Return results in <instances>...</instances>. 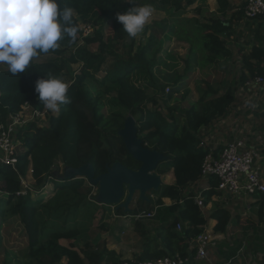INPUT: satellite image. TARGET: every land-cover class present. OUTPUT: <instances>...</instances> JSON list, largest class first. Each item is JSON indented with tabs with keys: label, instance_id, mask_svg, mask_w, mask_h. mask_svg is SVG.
Masks as SVG:
<instances>
[{
	"label": "trees",
	"instance_id": "obj_1",
	"mask_svg": "<svg viewBox=\"0 0 264 264\" xmlns=\"http://www.w3.org/2000/svg\"><path fill=\"white\" fill-rule=\"evenodd\" d=\"M196 1L156 0L152 5L159 11H173L172 17L179 25L174 34L178 35L180 27L184 28V33L178 35L177 39L189 43L190 55L195 50L200 53L203 68L212 64L218 66L220 60L223 62L233 57V48L224 38L236 33L235 22L245 20L253 39L250 52L244 54L241 61L243 70L240 82L243 84L256 74L264 76V29L261 28L264 17L246 20L244 7L247 1L232 13L234 7L230 0H216L219 18L202 24L183 18ZM58 2L61 8L70 7L73 10V22L79 29L77 40L72 42L65 37L59 41L57 49L35 57L25 73L13 76L8 69L0 70V124H7L25 104L33 108L44 106L34 91L38 77H46L50 73L63 80L65 77L71 79L65 80L70 85L68 96L71 102L61 105L57 113H49L47 126H39L37 121H32L19 132L21 151L17 170L0 166V190L4 192V196L0 195V248L6 246L23 254L24 258L15 264H102L105 256L112 254L107 248L99 252L89 243L61 244L63 239L78 238L79 229L64 227L45 234V228L52 217L58 218L60 211L67 209L68 204L77 201L72 207H79V202L86 200L94 187L87 185L86 179L79 176L60 180V167L72 170L90 163L96 176L106 173L115 163L139 170L141 163L130 155L119 135L126 119L133 116L142 144L167 157L159 164L157 174L164 175L173 170L175 176L174 183L162 184L155 191L158 195L155 204L152 201L146 209L140 206L131 212L134 215L143 210L150 212L157 205L161 208L152 221L159 212L163 214L155 239L148 238L146 232L142 233L147 247L136 260H153L175 254L185 258L190 251L196 254L194 240L208 225V218L194 201L197 193L193 189L201 180L202 165L210 153L208 148L201 146V129L227 117L235 101L236 89L231 86L222 89L221 85L208 81L195 102H189L184 107L174 106L170 102L180 91L176 86L182 83L185 76L174 74L166 77L165 82L157 78L162 41L151 37L146 44L137 45V37H130L116 19L117 12H127L133 7V2ZM105 22L111 26L109 36L102 27ZM189 22L193 23L195 29L193 37L188 36L185 29H191L192 23ZM81 23H93L96 30L79 46ZM94 45L97 46L96 50L91 49ZM42 56L49 58L39 61ZM109 60L112 62L105 68ZM77 64L81 66L78 73L73 68ZM103 70L105 75L98 78L97 75ZM167 87H171L169 92H166ZM187 94L188 91L182 96L184 101ZM214 155L217 156L215 151ZM22 181L28 183L26 188ZM209 181L210 186L202 191L204 204L220 193L217 179L212 177ZM50 182L54 184L57 194L55 198L44 201L42 192ZM37 192L39 197L34 195ZM164 198L171 199L172 204L165 206ZM253 199L252 209L259 221L263 222L264 193L254 195ZM144 202L139 200V203ZM213 209L210 217L216 221L215 232L224 233L229 226L240 221V216L232 214L223 204L214 203ZM117 211L126 215L124 209ZM179 224L182 231H178ZM144 225L143 219L135 223L137 229ZM153 244L156 248L151 250Z\"/></svg>",
	"mask_w": 264,
	"mask_h": 264
},
{
	"label": "rangeland",
	"instance_id": "obj_2",
	"mask_svg": "<svg viewBox=\"0 0 264 264\" xmlns=\"http://www.w3.org/2000/svg\"><path fill=\"white\" fill-rule=\"evenodd\" d=\"M156 0H137V3L140 5L143 4H153ZM248 0H232V3L234 4L235 8H240V6ZM208 2V0H207ZM155 9L152 20L149 24H147L143 30L142 33L138 34L137 36V45L139 44H146L151 37H154L157 41H162V48L161 52L159 54V61H158V68L156 70V76L161 81L165 82V78L171 75H178V76H185V79L182 81V83L178 84L176 86V89H180V91L175 94V98L170 102V104H173L174 106L184 107L188 106L189 102H195L201 93L202 88L205 86V82H211L216 85H221L222 89H225L227 87H236L240 88L241 86L238 85L240 83L241 74L235 66L234 58L236 56L233 55L232 58L228 60H224L223 62L220 60L221 66H215L214 64L208 65L207 67L203 68L201 67L200 61H201V55L200 53L195 50L194 53L190 55V45L189 43L177 39V36L184 33V28L180 27L181 29L177 34H174L175 31H178L177 25H171V22L169 21V16L173 11H168L167 13L165 11H159L155 5H152ZM206 8H203V12L201 13V17H204L202 21L200 22L205 23L208 22L210 19L219 18V13L216 10H212L211 4L206 3L204 4ZM165 19V21L163 20ZM245 21V20H244ZM243 20L240 22H235V26L240 24L244 25L245 22ZM192 22H189L190 24ZM84 23L80 24V27ZM104 32L106 36H109L112 33L111 26L109 22H105L102 25ZM190 28L186 27L188 36L193 37V32L195 29H193V23L190 24ZM147 28V29H146ZM146 29V30H145ZM247 27L241 28V32H247ZM235 34H233V37L224 38L227 40L228 45H230V42L233 41L235 44L238 45V47H241L239 45L240 43H237L238 41L236 38L238 37V27H235ZM232 46V45H231ZM97 46L94 45L91 47L92 50H96ZM195 48H197L196 42H195ZM191 56V57H190ZM47 56H42L39 61H44L48 59ZM111 60L108 61L107 65H105V68H107L111 64ZM188 66H190L188 68ZM76 73L80 71L81 66L79 64L73 66ZM188 68V69H187ZM6 65H0V70H6ZM105 75V70L101 71L97 76L98 78H102ZM66 81H70V77H65ZM171 88V87H170ZM237 90V89H236ZM186 100L184 101L182 96H184L185 93ZM151 92V90H150ZM167 92V91H166ZM44 107V106H43ZM149 108L152 107V105H148ZM44 112L42 113V117L37 119L36 123L39 126H47L48 125V114L51 113L50 110H47L45 107L43 108ZM57 113V112H56ZM258 125L260 123L258 122ZM264 125V118L262 120V125ZM56 169L54 170V172ZM58 176L60 180H63L66 176H69V173L66 172V169L60 167L58 171ZM167 177V176H166ZM30 178V175L29 177ZM89 181V180H88ZM86 179L87 185L90 187L91 184L88 183ZM90 182V181H89ZM163 184H167L164 182ZM88 187V186H87ZM56 189L54 187L53 183H48L47 186L43 189L42 195L44 198V201L50 200L51 198L56 197ZM84 193V192H83ZM36 197H39V192L34 194ZM147 197L149 198L151 196H158L155 191H150L146 193ZM103 192L101 188V184H97L93 187L91 194H87V199L83 200V202H79V207H72L75 203L68 204L67 209H62L60 211V214L57 217H52L50 221L47 222V227L45 228V234L50 233L51 231L61 230L62 228L66 227L68 229H79L80 235L78 238L74 240H62L61 243L65 246H68L70 243H76L81 245H86V243H89L91 246H96L98 243L101 244L104 239L107 238L109 227H112V233L109 235V238H113L114 240H118V236H126L122 234L120 228H122V225L117 222H109L110 219L114 218V214L118 213V209H120V204L125 202L127 196H128V189L125 188V194L120 201V203L116 204H107L106 206L103 205ZM248 202L244 203L241 207L242 213L240 216V221L238 222L239 231H237L238 234H245L246 239L245 241L248 244V248H257L261 249L264 247V222H260L259 218L257 216V213L253 211V209H248V206L250 205L252 208L251 203L252 198L249 197ZM135 200H142L141 199V193L136 192L133 196V199L131 203H133ZM137 201V202H138ZM146 206H149L146 202L143 203ZM131 205V204H130ZM124 209V208H121ZM125 210V209H124ZM156 212L159 209H155ZM121 215L120 213H118ZM124 214H130V212H124ZM156 221H162L163 220V214L159 212L157 217L154 219ZM242 224H246L247 229L242 230L241 227L244 226ZM125 230L130 231V227H124ZM257 228L256 231L253 232V229ZM255 235V237H254ZM128 236V235H127ZM237 238V237H236ZM238 242V241H237ZM244 242V240H242ZM244 243H241L243 245ZM24 258L22 253L15 252L11 249H9L6 246H3L0 248V264H15L18 260ZM65 263V262H64Z\"/></svg>",
	"mask_w": 264,
	"mask_h": 264
},
{
	"label": "crops",
	"instance_id": "obj_3",
	"mask_svg": "<svg viewBox=\"0 0 264 264\" xmlns=\"http://www.w3.org/2000/svg\"><path fill=\"white\" fill-rule=\"evenodd\" d=\"M232 3V0H230ZM211 4L212 10H216L218 12V4L216 0H197L196 3L188 8V13L183 16L185 19H193L197 22L202 21L204 17H201V13L203 12V8H206L204 4ZM234 9L232 13L238 10L235 8L232 3ZM172 11V10H171ZM166 13L168 11H165ZM173 12L169 16V21L171 25H177L175 23L174 18L172 17ZM231 13H229L228 18ZM165 21V19H163ZM179 26V25H177ZM238 27V37L236 40L237 43H240L241 47H238L235 42L231 41L230 46L233 48L234 56H236L233 60L235 62L234 66L242 72L243 63L241 62L244 54H248L251 50V42L253 39V35L250 32V29H247V32H241V28L247 27L245 24L242 26L240 24L236 25ZM264 29V26L261 27ZM255 28L253 27V30ZM264 35V30H263ZM233 37V36H232ZM219 64L218 66H221ZM241 87H236L235 93V101L230 108L234 109L233 114L231 112L227 117L222 120L216 122L213 126L204 127L202 130L207 129L209 131L208 136V144L210 148H213L216 155H219L223 149V147L234 140L237 139H247L248 144L254 143L258 144L261 147V154L259 159L256 160V165H258L262 172L264 173V125H262V120L264 118V93L262 91L257 90L256 87L253 88H244L241 82L238 84ZM258 94L257 98L254 94ZM245 102V100H248ZM248 103L251 106L249 108H241V104ZM258 122L260 125H258ZM167 176V177H166ZM163 183L172 184L175 182V176L173 170L169 173L161 175ZM28 181H31V178H28ZM210 186V181L200 180V182L193 187L196 190L197 195L202 193L203 190H206ZM252 201H254L253 197ZM157 196L149 197V200L146 203H150L155 201ZM249 197L237 198L231 197L224 192H220L217 195H214L211 201L205 204L204 214L208 218V225L206 226L207 232L214 238V245H210L208 248V257L207 258H199L193 252H189L187 258L189 259V264H264V247L261 249L257 248H248V244L245 241V234H238L237 229L239 224H233L229 226L228 230L224 233H218L214 231V226L216 225V221L212 219L210 216L213 213V204L219 203L228 207L232 214L241 216V207L244 203L248 202ZM138 200H135L130 205V214L119 215L118 213L114 214V218L110 219L109 222H117L122 225L120 228L122 234L126 236H118V240H114L112 237L109 238V235L112 233V227L110 226L108 236L106 239L102 241L101 244H97L95 246L96 250L101 252L105 248L112 252V254L106 255L102 264H119L123 260L133 259L136 260L139 255H141L144 251H146V242L144 241L142 233L146 232L148 238L155 239V235L158 230V224H161V221H156L152 219L156 216V208L159 209L161 207L157 206L152 213L155 215L151 218H143L144 227H140L137 229L135 227L136 219L135 215L131 212L139 209L142 206L144 209L147 208L146 205L139 203ZM145 201V200H144ZM164 205L169 206L172 204V200L169 198L163 199ZM104 204L102 206H106ZM248 209H252L251 206H248ZM144 211V210H143ZM142 211V212H143ZM146 212V211H144ZM244 226L241 227L242 230H246V224H242ZM124 227H130V231L125 230ZM257 228L253 229V232L256 231ZM178 231H182L178 229ZM128 235V236H127ZM237 237V238H236ZM255 237V235H254ZM65 240V239H63ZM244 240V242H242ZM62 241V240H61ZM238 241V242H237ZM241 243H244L241 245ZM62 244V243H61ZM155 244L150 246V249H155Z\"/></svg>",
	"mask_w": 264,
	"mask_h": 264
},
{
	"label": "built area",
	"instance_id": "obj_4",
	"mask_svg": "<svg viewBox=\"0 0 264 264\" xmlns=\"http://www.w3.org/2000/svg\"><path fill=\"white\" fill-rule=\"evenodd\" d=\"M258 17H264V0H248L244 7V18L246 20H254ZM80 30L79 46L85 43L86 38L93 35L96 27L93 23H84L80 27ZM242 85L244 88L256 87L257 90H261L264 93V76L256 74L253 77H249ZM166 91L169 92L170 87H167ZM254 95L257 98L258 94L255 93ZM247 101L249 99L245 100V102ZM240 106L241 108L248 107L249 110L251 109L248 103H243ZM43 108H33L29 104H25L18 114L11 116L7 124H0V166H9L17 170L21 151L18 134L29 122L36 121L42 117L41 115L44 112ZM230 112L233 114L234 109H230ZM202 129L201 146L208 148L210 153L206 156L202 165L201 180L209 181L212 177L216 178L218 181L217 190L231 197H253L258 193H264V173L256 165V160L259 159L261 154V147L254 143L248 144L247 139H237L227 143L221 153L215 156L213 148H210L208 144L209 131L207 129L203 131ZM88 183L90 182L88 181ZM22 184L24 188L28 186V183L25 181H22ZM22 193L25 194L26 191L23 190ZM20 194L18 193V195ZM0 195L4 196V192L1 190ZM194 201L204 212L205 204L202 193L196 195ZM154 215L155 213L143 211L134 217L136 220H139L151 218ZM178 229L181 230L182 225L179 224ZM214 242V238L206 229L194 240V246L197 247L196 256L202 259L207 258L208 248L210 245H214ZM120 264H189V259L175 254L153 260L139 261L128 259L121 261Z\"/></svg>",
	"mask_w": 264,
	"mask_h": 264
},
{
	"label": "clouds",
	"instance_id": "obj_5",
	"mask_svg": "<svg viewBox=\"0 0 264 264\" xmlns=\"http://www.w3.org/2000/svg\"><path fill=\"white\" fill-rule=\"evenodd\" d=\"M116 19L130 37H137L152 20L154 7L136 0ZM79 29L73 22V10L61 8L58 0H0V65L16 76L25 73L40 53L57 49L65 37L77 40ZM70 85L60 77H38L34 91L47 110L56 113L70 103Z\"/></svg>",
	"mask_w": 264,
	"mask_h": 264
},
{
	"label": "water",
	"instance_id": "obj_6",
	"mask_svg": "<svg viewBox=\"0 0 264 264\" xmlns=\"http://www.w3.org/2000/svg\"><path fill=\"white\" fill-rule=\"evenodd\" d=\"M130 155L141 163L139 170H132L121 163H115L104 174L96 176L94 166L85 164L77 169L66 170L69 176L83 177L95 186L101 184L104 204L120 203L125 188L128 189V196L125 202L120 204L125 212H129L130 204L136 192L141 193L142 200H149L146 193L154 190L158 191L163 184L161 175L157 174L159 164L167 157L161 152L146 148L142 140L138 137V127L133 116H129L124 127L119 131ZM55 168L53 169V171ZM184 224V222H182Z\"/></svg>",
	"mask_w": 264,
	"mask_h": 264
}]
</instances>
